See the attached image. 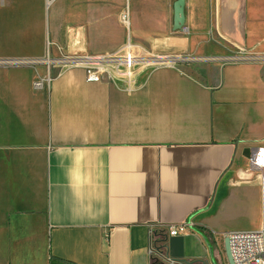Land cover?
Segmentation results:
<instances>
[{
    "label": "crops",
    "instance_id": "0c3cea01",
    "mask_svg": "<svg viewBox=\"0 0 264 264\" xmlns=\"http://www.w3.org/2000/svg\"><path fill=\"white\" fill-rule=\"evenodd\" d=\"M175 2L0 0V60H52L0 65V264H214L197 227L261 228L264 0ZM127 47L160 59L53 63Z\"/></svg>",
    "mask_w": 264,
    "mask_h": 264
},
{
    "label": "built area",
    "instance_id": "2783aa9c",
    "mask_svg": "<svg viewBox=\"0 0 264 264\" xmlns=\"http://www.w3.org/2000/svg\"><path fill=\"white\" fill-rule=\"evenodd\" d=\"M231 59H251L256 58L252 55L231 56ZM160 58L146 55L137 57L130 52L127 47L122 53L99 54L77 59L54 60L53 63L79 64L85 67L89 80L95 81L103 78L113 79L122 78L130 81L133 78V66L139 62H155ZM183 60V57L175 58ZM50 63L51 59H17L0 60V65L14 64H36L39 62ZM51 76L48 74L43 79L34 82L35 88H42L46 83L49 84ZM251 165L260 171V176L264 180V145L258 146L250 157ZM186 228L184 224L171 226L170 233L177 234ZM225 236L229 238L230 250L235 264H264V218L261 228L257 230H237L230 231ZM155 246L150 248L152 252Z\"/></svg>",
    "mask_w": 264,
    "mask_h": 264
},
{
    "label": "water",
    "instance_id": "95a60500",
    "mask_svg": "<svg viewBox=\"0 0 264 264\" xmlns=\"http://www.w3.org/2000/svg\"><path fill=\"white\" fill-rule=\"evenodd\" d=\"M184 5L185 0H176L174 4V29H180L184 24ZM223 242L228 264H235L230 250L229 238L225 236ZM182 262L185 264H194V262L187 260H182ZM201 264H208V262L201 261Z\"/></svg>",
    "mask_w": 264,
    "mask_h": 264
},
{
    "label": "trees",
    "instance_id": "16d2710c",
    "mask_svg": "<svg viewBox=\"0 0 264 264\" xmlns=\"http://www.w3.org/2000/svg\"><path fill=\"white\" fill-rule=\"evenodd\" d=\"M196 229L198 231H200L206 237V239H208L207 241H208L209 247L211 249L214 264H219V262H218L219 255H218L216 243L214 241H212L211 239H209V236L207 235V232L204 228L197 227ZM158 241L160 242L161 238H159ZM50 264H56V261L51 259ZM152 264H163V262L159 259H154Z\"/></svg>",
    "mask_w": 264,
    "mask_h": 264
},
{
    "label": "rangeland",
    "instance_id": "374dc122",
    "mask_svg": "<svg viewBox=\"0 0 264 264\" xmlns=\"http://www.w3.org/2000/svg\"><path fill=\"white\" fill-rule=\"evenodd\" d=\"M263 18H264V15H263ZM238 54L248 55L250 53L243 52V53H238ZM263 218L264 217H262V222H263ZM216 246H217V251H218V255H219V258H218L219 264H228L227 258H226V254H225V250H224V242H223V240H220ZM163 264H168V263L165 260V262Z\"/></svg>",
    "mask_w": 264,
    "mask_h": 264
}]
</instances>
